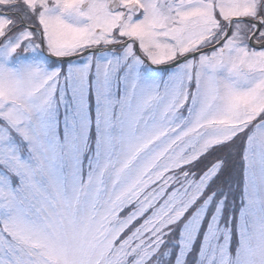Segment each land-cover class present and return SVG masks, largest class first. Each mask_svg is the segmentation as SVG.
Wrapping results in <instances>:
<instances>
[{
	"label": "snow or ice",
	"instance_id": "obj_1",
	"mask_svg": "<svg viewBox=\"0 0 264 264\" xmlns=\"http://www.w3.org/2000/svg\"><path fill=\"white\" fill-rule=\"evenodd\" d=\"M0 264H264V0H0Z\"/></svg>",
	"mask_w": 264,
	"mask_h": 264
}]
</instances>
